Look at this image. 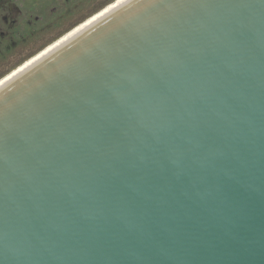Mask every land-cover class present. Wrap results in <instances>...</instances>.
Here are the masks:
<instances>
[{
	"label": "water",
	"instance_id": "water-1",
	"mask_svg": "<svg viewBox=\"0 0 264 264\" xmlns=\"http://www.w3.org/2000/svg\"><path fill=\"white\" fill-rule=\"evenodd\" d=\"M0 264H264V0H124L0 86Z\"/></svg>",
	"mask_w": 264,
	"mask_h": 264
},
{
	"label": "rangeland",
	"instance_id": "rangeland-1",
	"mask_svg": "<svg viewBox=\"0 0 264 264\" xmlns=\"http://www.w3.org/2000/svg\"><path fill=\"white\" fill-rule=\"evenodd\" d=\"M115 1L0 0V80Z\"/></svg>",
	"mask_w": 264,
	"mask_h": 264
},
{
	"label": "bare ground",
	"instance_id": "bare-ground-1",
	"mask_svg": "<svg viewBox=\"0 0 264 264\" xmlns=\"http://www.w3.org/2000/svg\"><path fill=\"white\" fill-rule=\"evenodd\" d=\"M122 1H124V0H116L114 3H112L111 5H109L108 7H106L100 14H98L94 18L90 19L87 23H85L82 26L78 27L74 31L68 33L66 35V37L62 38L57 43L48 46L39 55L35 56L34 58L30 59L26 63L20 65L16 69H14L8 76H6L2 80H0V86H2L3 84H5L7 81H9L10 79H12L14 76H16L17 74H19L21 71H23L24 69H26L27 67H29L31 64H33L37 60H39L41 57H43L44 55H46L47 53H49L50 51H52L54 48H56L57 46H59L60 44H62L64 41H66L67 39H69L70 37H72L73 35H75L76 33H78L80 30H82L83 28H85L86 26H88L89 24H91L93 21H95L96 19H98L99 17H101L102 15H104L106 12H108L109 10H111L112 8H114L115 6H117Z\"/></svg>",
	"mask_w": 264,
	"mask_h": 264
},
{
	"label": "flooded vegetation",
	"instance_id": "flooded-vegetation-1",
	"mask_svg": "<svg viewBox=\"0 0 264 264\" xmlns=\"http://www.w3.org/2000/svg\"><path fill=\"white\" fill-rule=\"evenodd\" d=\"M4 18H5V19H4L5 21H8V19H9V17H8V16H5Z\"/></svg>",
	"mask_w": 264,
	"mask_h": 264
}]
</instances>
